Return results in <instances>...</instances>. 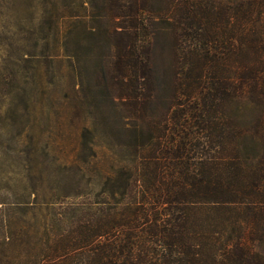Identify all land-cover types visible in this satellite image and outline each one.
Segmentation results:
<instances>
[{"label":"trees","instance_id":"obj_1","mask_svg":"<svg viewBox=\"0 0 264 264\" xmlns=\"http://www.w3.org/2000/svg\"><path fill=\"white\" fill-rule=\"evenodd\" d=\"M149 2L132 1L135 21ZM167 9L174 40L167 107L159 122L145 123L139 164L107 168L109 192L122 200L97 209L68 204V230L41 248L22 243L8 217L0 264H264V0L235 2L225 13L212 0H167ZM123 13H108L120 44L99 74L139 114L158 75L150 52H137L130 38L138 27L118 26ZM42 14L64 38L67 9ZM218 22L239 28L235 51L221 47L234 39L232 28L220 36Z\"/></svg>","mask_w":264,"mask_h":264},{"label":"rangeland","instance_id":"obj_2","mask_svg":"<svg viewBox=\"0 0 264 264\" xmlns=\"http://www.w3.org/2000/svg\"><path fill=\"white\" fill-rule=\"evenodd\" d=\"M132 1L106 0L110 11H104L103 0H0V231L9 217L25 245L45 247L52 235L65 233L68 204L97 209L120 202L121 196L109 192L114 180H106L107 168L139 164L137 148L149 140L145 123L163 117V84L174 49L165 25L171 16L162 11L167 0H149L141 21L132 17ZM212 1L225 13V6L242 0ZM60 7L67 9L64 38L53 34L42 14ZM116 8L124 12L118 24L124 33L138 27L130 36L137 52L149 51L155 61L151 104L139 114L99 74L119 48L120 36L107 18ZM216 27L222 37L232 30L234 42L221 47L235 51L237 25Z\"/></svg>","mask_w":264,"mask_h":264}]
</instances>
